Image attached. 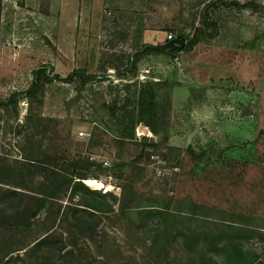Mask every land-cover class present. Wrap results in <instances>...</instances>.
I'll use <instances>...</instances> for the list:
<instances>
[{
	"label": "rangeland",
	"instance_id": "obj_1",
	"mask_svg": "<svg viewBox=\"0 0 264 264\" xmlns=\"http://www.w3.org/2000/svg\"><path fill=\"white\" fill-rule=\"evenodd\" d=\"M219 1L233 0H3L0 99L26 91L33 71L49 65L63 77L79 68L106 73L122 101L114 118L109 82L94 85V94L54 82L33 101L0 108V222L16 223L26 199L8 191L39 189L45 160L86 158L89 178L116 191L106 202L115 213L89 208L103 210L71 188L29 226L0 224V264H264V0H234L259 11L211 7L213 39L178 59L149 55L135 78L118 76L133 47L173 34L181 5L189 18L198 13V27L205 6ZM167 79L177 83L170 124L131 128L120 109L136 92L129 84ZM134 110L133 99L126 111ZM133 137L141 147L127 143ZM145 206L159 212L136 214ZM191 226L200 241L185 240Z\"/></svg>",
	"mask_w": 264,
	"mask_h": 264
},
{
	"label": "trees",
	"instance_id": "obj_2",
	"mask_svg": "<svg viewBox=\"0 0 264 264\" xmlns=\"http://www.w3.org/2000/svg\"><path fill=\"white\" fill-rule=\"evenodd\" d=\"M221 5H225L227 7H235L239 12L243 11L248 7H252L255 11H259L260 8L254 2L241 4L237 1H232L231 3H226L224 1L219 2H211L205 6V9L201 13V23L202 26L197 27V19L198 13L192 14V17L189 18L185 16V11L183 5H181V11L179 13V18L177 19V23L173 28L174 39L181 38L185 42H187V46L183 53L190 54L194 51V49L206 41V39H213L219 32L217 23L213 22L209 18V9L211 7H220ZM2 6L3 0H0V29H1V17H2ZM191 29L193 34H188L187 31ZM212 30V32H211ZM211 32V33H209ZM165 41H169L168 37ZM165 43V42H163ZM163 43H158L163 44ZM155 45L148 44H139L126 54L125 58V68L118 74L121 78H135L139 73V66L144 58L149 55H164L171 58L178 59L180 53L178 52H170L166 50H156L154 48ZM117 69V68H116ZM54 82H61L66 84H76L80 88L89 89L93 94L95 90L93 89L94 85H100L102 83L109 82V85L104 89V93H107L111 97V105H107V107L113 108L112 114L113 117L116 118V107L122 101L121 95L118 92H115L116 89L118 91L119 86H113L112 77L110 75L94 74L89 72L86 69L79 68L72 71L67 77H63L60 74H56L54 69L49 65H43L33 71V80L30 83L29 88L20 93H14L9 98L0 99V108L6 109L9 104H18L21 98H26L29 101H33L37 99L46 89L48 85L53 84ZM177 83H174L170 80H158L155 82H147L145 84H129L130 87H137L136 92L133 95L127 94L123 99V106L120 107L123 113V120L128 123L131 128L137 123H141L144 120L150 121L149 127L153 130V127L156 131H159V125L161 121H164L166 125L170 124V114L172 111V90L176 86ZM115 89V90H114ZM136 103V110L134 111H126V107L129 102L133 101ZM30 115V114H29ZM27 116V121H32V115ZM153 125V126H152ZM128 144L135 145L137 148L141 147L142 144L138 141H134V137L127 141ZM120 153L119 155H121ZM124 154V153H123ZM191 154L194 159L204 160L208 155L206 152L201 153L200 155H196L194 151H191ZM142 155L133 161L132 168L133 171L136 172L139 169V161L141 160ZM210 159V157L208 156ZM82 161H72V162H61L60 158H55V163H49L46 160L42 161L43 163V173H42V183L39 189L34 190L30 187H23V190L29 192H17V191H8L9 193L16 194L22 199H26V204L21 211H17L14 215L15 224H11L9 220L1 221L0 224L6 228H18L22 229L24 227L29 226L34 219L41 213V211L46 207L49 201L55 202L61 200L66 197L72 188L73 191H77L78 189L84 190L87 194L95 197L99 205L103 208V210H98L97 205L89 206V208L94 209L98 212H106V213H115L116 210L113 209L110 202L109 197H115V192H108L107 187L108 184L102 181L92 180L90 179L89 165L90 162L86 158H81ZM60 160V161H59ZM65 173V174H64ZM90 179V180H88ZM88 181L97 182V187L93 188L96 193L91 190L86 184ZM3 183V179H0V184ZM2 187L0 186V191ZM3 193V191L1 192ZM105 201H103L102 199ZM23 201V200H22ZM25 201V200H24ZM108 202V203H106ZM97 203V204H98ZM128 207L125 204L124 199L121 201V212L127 213ZM82 212L87 213V210L82 209ZM159 211L148 206L137 211L136 214L144 215V214H155ZM161 212V211H160ZM165 212V211H162ZM190 214H194L193 212L187 211ZM170 213V212H169ZM167 214V213H162ZM189 217V216H188ZM190 220H194V217H189ZM185 240L187 242L201 240V233L199 227H188L186 231L183 233ZM206 239L208 234L205 233ZM234 243L231 244V246ZM185 246L191 250L190 244L186 243ZM229 247V245L227 246ZM204 258L207 259L206 256ZM210 262L214 261L213 258H208ZM47 264H54L50 261H47Z\"/></svg>",
	"mask_w": 264,
	"mask_h": 264
},
{
	"label": "water",
	"instance_id": "obj_3",
	"mask_svg": "<svg viewBox=\"0 0 264 264\" xmlns=\"http://www.w3.org/2000/svg\"><path fill=\"white\" fill-rule=\"evenodd\" d=\"M186 46H187V43L183 39L177 38V39L165 41V43H163V44L155 45L154 48L156 50H166V51H170V52L183 53ZM88 180H90V179H88ZM83 183L86 184L91 190L94 191V189L91 188L85 181H83ZM94 192L96 193V191H94Z\"/></svg>",
	"mask_w": 264,
	"mask_h": 264
},
{
	"label": "built area",
	"instance_id": "obj_4",
	"mask_svg": "<svg viewBox=\"0 0 264 264\" xmlns=\"http://www.w3.org/2000/svg\"><path fill=\"white\" fill-rule=\"evenodd\" d=\"M174 39V35L173 34H170L169 36H168V40H173Z\"/></svg>",
	"mask_w": 264,
	"mask_h": 264
}]
</instances>
